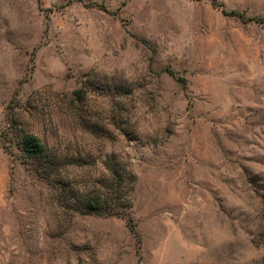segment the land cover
<instances>
[{"label": "rangeland", "instance_id": "374dc122", "mask_svg": "<svg viewBox=\"0 0 264 264\" xmlns=\"http://www.w3.org/2000/svg\"><path fill=\"white\" fill-rule=\"evenodd\" d=\"M263 204L264 0H0V264H260Z\"/></svg>", "mask_w": 264, "mask_h": 264}, {"label": "trees", "instance_id": "16d2710c", "mask_svg": "<svg viewBox=\"0 0 264 264\" xmlns=\"http://www.w3.org/2000/svg\"><path fill=\"white\" fill-rule=\"evenodd\" d=\"M223 11L226 14L239 16L246 20L252 19V17H246L242 12L236 10L223 9ZM19 147L24 157L26 158L40 156L44 154L46 151V146L42 142L41 138L37 135L28 134V133L24 134L20 139ZM106 209H107V204H104L101 193H97V194L90 193L88 195V198L86 199V202L81 207V211L83 213L98 214V215H102L103 213H105L104 210ZM108 214H112V211L111 210L108 211ZM262 215L264 216V204L262 205ZM129 220H130L129 223L131 224V230L133 232H136L135 226L133 225V220L131 218ZM258 239L260 240V243L264 247V230L261 233H259ZM260 264H264V259Z\"/></svg>", "mask_w": 264, "mask_h": 264}]
</instances>
